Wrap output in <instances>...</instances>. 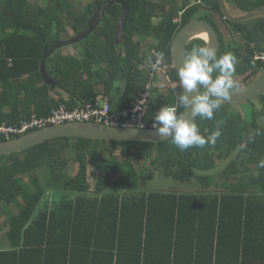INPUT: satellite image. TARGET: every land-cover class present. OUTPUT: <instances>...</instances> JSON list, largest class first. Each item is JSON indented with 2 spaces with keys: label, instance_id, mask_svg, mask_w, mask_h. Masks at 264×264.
Here are the masks:
<instances>
[{
  "label": "trees",
  "instance_id": "obj_1",
  "mask_svg": "<svg viewBox=\"0 0 264 264\" xmlns=\"http://www.w3.org/2000/svg\"><path fill=\"white\" fill-rule=\"evenodd\" d=\"M86 1L0 0V124L45 116L59 103L72 109L100 93L119 111L148 91L147 125L162 106L177 104L181 113L177 97L183 89L171 41L196 14L206 18L220 10L218 1L124 0L120 42L115 29L123 7L111 4L92 32L70 45L73 52L62 53L63 46L46 59L58 83L54 88L42 78L40 62L56 41L79 34L106 0ZM247 34L257 42L254 30ZM193 46L206 43L192 39L186 56ZM153 50L165 55L163 94L160 73L149 67ZM229 52L238 58L235 74L245 84L264 66L249 45H224L216 55ZM258 98L264 108V94ZM220 103L211 120L195 118L205 137L221 131L214 145L202 148L182 151L171 138L150 143L55 137L0 155V240H7L0 245V264H264V168L258 167L264 129L256 121L264 109L248 102L242 115ZM17 137L0 134V141ZM154 169L206 189H151L143 182L154 178Z\"/></svg>",
  "mask_w": 264,
  "mask_h": 264
},
{
  "label": "water",
  "instance_id": "obj_2",
  "mask_svg": "<svg viewBox=\"0 0 264 264\" xmlns=\"http://www.w3.org/2000/svg\"><path fill=\"white\" fill-rule=\"evenodd\" d=\"M217 1L219 3L222 14L226 18L234 22H241L240 21L241 18H246L255 14H259V12L264 11V5H263L260 8L256 9L255 11H252L250 13H245L234 18L228 12L227 1L226 0H217ZM116 2H119L122 5L123 11L115 29V40L117 42H120L122 40L124 22L128 12V4L124 0H106L99 6L97 11L88 21L86 27L79 34L67 39L56 41L46 51L40 62V73L46 83H48L52 87L58 86V83L50 77L45 67V62L46 59L49 57V55H51L56 49H59L63 46L72 45L82 40L83 38L87 37L100 22L105 9L111 4ZM217 20H219L220 22V19ZM217 25L219 24L217 23ZM198 32L205 33L206 46H211L212 48H214L216 50V53L219 50L218 35L215 29L211 25L200 19H193L189 21L187 24L182 26L176 32V34L174 35L171 41V47H170L171 58H172L173 66L176 68L177 72L179 67L184 64L187 58L185 52V47L187 43L192 39L202 38L198 36ZM160 78L162 83L168 81L167 74L164 70L161 71ZM230 91H231L230 98L227 100L222 99L221 102L223 103L243 102L251 98H254L257 95L264 92V66L259 70L257 75L249 83L239 88H233ZM193 94L194 92L190 93L189 95H193ZM179 115L182 118L192 120L193 117L191 116L190 113V105L183 107ZM55 137H80V138H91L97 140L138 141V142H150V143H158L168 139V138H162L160 135H158L155 128H135V127L123 128V127H117V126L107 125L105 123L93 122V121H72L57 125L45 126L33 130L31 132H28L26 134H23L17 138L0 141V155H7L14 152H19Z\"/></svg>",
  "mask_w": 264,
  "mask_h": 264
},
{
  "label": "clouds",
  "instance_id": "obj_3",
  "mask_svg": "<svg viewBox=\"0 0 264 264\" xmlns=\"http://www.w3.org/2000/svg\"><path fill=\"white\" fill-rule=\"evenodd\" d=\"M164 59L162 51L153 50L149 67L153 71L159 69ZM238 62V58L231 52L217 57L216 50L211 46H193L177 72L183 89L182 94L177 97L178 105H190L193 119L188 120L178 115L177 104L162 106L153 119V128L157 134L162 138L170 137L171 142L182 151L193 146L202 148L214 145L221 136L219 127L205 137L200 133L195 118L211 120L214 112L221 107V100L230 98V90L236 86L233 76ZM214 73L218 74L213 76ZM201 88L203 91H200ZM193 92V95H189ZM258 167L264 168V159L258 162Z\"/></svg>",
  "mask_w": 264,
  "mask_h": 264
},
{
  "label": "built area",
  "instance_id": "obj_4",
  "mask_svg": "<svg viewBox=\"0 0 264 264\" xmlns=\"http://www.w3.org/2000/svg\"><path fill=\"white\" fill-rule=\"evenodd\" d=\"M256 58L264 61V53H258ZM161 70L162 67L160 66L155 72L159 74ZM148 108V91L143 92L130 109L119 111H112L107 96L100 93L94 99L82 101L72 109L67 108L64 103H59L45 116L33 115L28 120H20L18 125L0 124V134L5 135L7 138L21 136L45 126L72 121H93L123 128H153V122L147 125L143 120Z\"/></svg>",
  "mask_w": 264,
  "mask_h": 264
},
{
  "label": "flooded vegetation",
  "instance_id": "obj_5",
  "mask_svg": "<svg viewBox=\"0 0 264 264\" xmlns=\"http://www.w3.org/2000/svg\"><path fill=\"white\" fill-rule=\"evenodd\" d=\"M227 6H228V12L232 17H238L245 13H250L252 11H255L256 9L260 8L263 5H259L256 7H253L251 3H247L246 7H241L236 2H233L231 0H226ZM251 1V0H250ZM258 0H252V3L257 2ZM261 1V0H260ZM197 16V18H196ZM203 14H196L193 19H200L205 22H207L209 25H211L215 31L217 32L218 39H219V49L224 47V45L227 46H233V47H241L245 48L247 45H249L252 50L254 51V59L258 55L257 50L258 47L256 45H260L262 48H264V11L259 12V14H255L246 18H241V22H234L228 18H226L221 10H212L211 15L206 16V18H202ZM192 19V20H193ZM220 19V22L219 20ZM219 25H217V23ZM257 23L258 29L256 30L257 35V42L249 40L248 37H246L248 34V27H251L252 24ZM224 28H223V27ZM261 94H264L262 92ZM257 95L258 97L261 95ZM256 96V97H257ZM251 102L249 100L246 101Z\"/></svg>",
  "mask_w": 264,
  "mask_h": 264
},
{
  "label": "rangeland",
  "instance_id": "obj_6",
  "mask_svg": "<svg viewBox=\"0 0 264 264\" xmlns=\"http://www.w3.org/2000/svg\"><path fill=\"white\" fill-rule=\"evenodd\" d=\"M31 1H36V0H31ZM81 4H86V0H80ZM250 29L254 30V32H256V30L258 29V24L254 23L251 25V27H249ZM71 32V30H69ZM145 41H151L150 39H147V37L143 38ZM152 39V38H151ZM155 40L152 39V43ZM147 45V44H145ZM74 51L73 46H66L65 48H63L61 50L62 53H71ZM148 52V48H146L145 53L147 54ZM233 80L235 82V87L234 88H239L245 85L242 76L241 75H237L235 74L233 76ZM161 94L165 93V89L160 91ZM249 101H251L252 103H255V110L257 111H261L264 108L262 103L260 102L258 96L249 99ZM250 102V103H251ZM250 103H247L246 101L243 102H233V103H225V105H223V107L226 110L229 111H234V112H241L242 115H245V110L250 109ZM251 119L249 118V116L247 117V121H250ZM256 121L259 125H261L264 129V116L262 115H258L256 116ZM244 145V142L242 143V146ZM146 163V162H145ZM147 164V163H146ZM144 186L149 187L151 189L154 190H163V191H172V192H201L204 191L206 189L204 183L196 181V180H174L172 178H168L165 177L162 174H159L155 169H154V178L152 180L150 179H145V181L143 182ZM2 220L0 219V222ZM5 239V238H4ZM6 240V239H5ZM7 242V240H6Z\"/></svg>",
  "mask_w": 264,
  "mask_h": 264
},
{
  "label": "crops",
  "instance_id": "obj_7",
  "mask_svg": "<svg viewBox=\"0 0 264 264\" xmlns=\"http://www.w3.org/2000/svg\"><path fill=\"white\" fill-rule=\"evenodd\" d=\"M164 71H165V70H164ZM160 75H161V72H160ZM165 83H166V82H165ZM165 83H162L161 81H160V83H158V87H159L160 90H162L161 87H162ZM54 88H55V87H54ZM50 93H52V95H56L55 92L53 93V91H50ZM3 243L6 244L5 241H1V240H0V245H3Z\"/></svg>",
  "mask_w": 264,
  "mask_h": 264
},
{
  "label": "bare ground",
  "instance_id": "obj_8",
  "mask_svg": "<svg viewBox=\"0 0 264 264\" xmlns=\"http://www.w3.org/2000/svg\"><path fill=\"white\" fill-rule=\"evenodd\" d=\"M198 36L202 37L203 39H206V35L203 32H198Z\"/></svg>",
  "mask_w": 264,
  "mask_h": 264
}]
</instances>
